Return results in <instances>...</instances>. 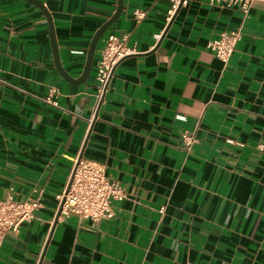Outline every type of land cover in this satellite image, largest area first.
Masks as SVG:
<instances>
[{"label":"crops","instance_id":"1","mask_svg":"<svg viewBox=\"0 0 264 264\" xmlns=\"http://www.w3.org/2000/svg\"><path fill=\"white\" fill-rule=\"evenodd\" d=\"M73 79L118 0H38ZM122 0L83 83L54 63L43 11L0 0V198L41 191V207L8 231L0 264H264V1L243 14L187 0ZM144 12L136 23L133 11ZM240 28L227 63L207 47ZM133 52L115 66L91 121L95 68L109 34ZM50 87L56 105L44 100ZM196 136L186 149L182 131ZM101 162L126 197L97 221H54L74 157ZM164 207L160 212V207Z\"/></svg>","mask_w":264,"mask_h":264},{"label":"built area","instance_id":"2","mask_svg":"<svg viewBox=\"0 0 264 264\" xmlns=\"http://www.w3.org/2000/svg\"><path fill=\"white\" fill-rule=\"evenodd\" d=\"M169 3L167 9V21L171 20L181 6L186 5L187 0H166ZM223 3L226 6L237 7L243 14L249 12L250 6L255 0H211ZM264 1V0H263ZM133 17L138 23L144 16L140 9L133 11ZM241 29L237 28L220 32L217 37L208 41L207 47L224 64L228 62L235 45L241 38ZM126 34H109L103 47L99 51L98 63L95 68V92L92 117L102 103L106 87L117 63L133 49L126 45ZM55 87H50L44 100L56 105ZM181 139L186 149L196 141L194 133L187 130L182 131ZM41 191L35 196L16 200L11 194L0 198V247L3 237L8 232H17L22 223L33 218V213L41 207ZM126 193L122 185L108 178L105 174V165L101 162L83 158L78 155L74 157L66 182L62 190L55 196L56 207L53 215L54 221H61L64 217L74 214L80 218L97 221L103 217L112 215L111 200H122ZM164 207L159 211L163 212Z\"/></svg>","mask_w":264,"mask_h":264},{"label":"water","instance_id":"3","mask_svg":"<svg viewBox=\"0 0 264 264\" xmlns=\"http://www.w3.org/2000/svg\"><path fill=\"white\" fill-rule=\"evenodd\" d=\"M31 3H33L34 5L38 6L43 13L45 14V16L47 17L48 20V24H49V31H50V39H51V46H52V53H53V58H54V63H55V67L58 71V73L67 81L72 82V83H83L86 78L87 75L89 73L90 70V66H91V62L94 56V52H95V47H96V43L100 37V35L117 19L121 8H122V0H118V5L116 10L114 11L113 15L107 20L105 21L94 33L91 42H90V46H89V50H88V57H87V63L84 69L83 74L77 78V79H73L68 73H66V71L62 68L60 61H59V56H58V49L56 46V40H55V36H54V30H53V25H52V20L50 17V14L48 13V11L46 10V8L43 6V4L38 1V0H27Z\"/></svg>","mask_w":264,"mask_h":264}]
</instances>
